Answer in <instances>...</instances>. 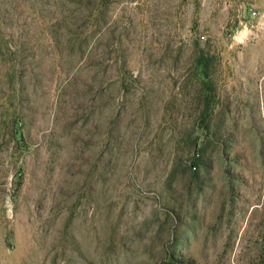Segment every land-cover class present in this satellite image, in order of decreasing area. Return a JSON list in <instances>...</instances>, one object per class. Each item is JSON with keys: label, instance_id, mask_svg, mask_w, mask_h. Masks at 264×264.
I'll list each match as a JSON object with an SVG mask.
<instances>
[{"label": "rangeland", "instance_id": "374dc122", "mask_svg": "<svg viewBox=\"0 0 264 264\" xmlns=\"http://www.w3.org/2000/svg\"><path fill=\"white\" fill-rule=\"evenodd\" d=\"M0 264H264V0H0Z\"/></svg>", "mask_w": 264, "mask_h": 264}]
</instances>
